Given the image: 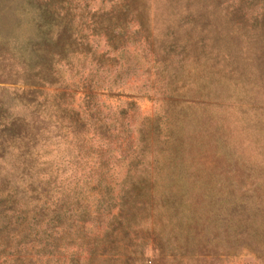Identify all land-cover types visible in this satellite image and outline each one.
<instances>
[{
	"label": "trees",
	"instance_id": "16d2710c",
	"mask_svg": "<svg viewBox=\"0 0 264 264\" xmlns=\"http://www.w3.org/2000/svg\"><path fill=\"white\" fill-rule=\"evenodd\" d=\"M62 1H27L30 34L0 33V264L25 252L68 264H167L241 248L264 258V121L230 101L264 106V0H117L93 11L89 34ZM141 61L165 95L119 156L105 155L115 123L100 109L112 93L101 78L121 83ZM243 143L258 162L237 152ZM59 145L67 158L53 156ZM70 157L80 164L63 175ZM97 215L105 227L88 236ZM150 217L159 227L138 234ZM76 239L91 241L87 256L70 252Z\"/></svg>",
	"mask_w": 264,
	"mask_h": 264
},
{
	"label": "rangeland",
	"instance_id": "374dc122",
	"mask_svg": "<svg viewBox=\"0 0 264 264\" xmlns=\"http://www.w3.org/2000/svg\"><path fill=\"white\" fill-rule=\"evenodd\" d=\"M29 0H0V33L10 34H30L31 32V11L26 3ZM36 2L37 0H33ZM117 0H63L61 14L69 12L74 22L81 28L79 31L81 34H89L90 29L88 23L91 20L93 11H101L108 8L113 2ZM56 7V6H55ZM101 51L107 47L103 45V40H99ZM144 48L147 47L146 43L141 42ZM133 45V44H132ZM136 50L139 55L142 54L141 48L137 49V43L135 44ZM142 46V47H143ZM143 68L136 75H132L126 78L123 82L113 84L110 83L111 74H103L101 78L102 84L111 86L110 95L105 94L101 97L100 109L108 117L109 121L115 123L113 130L114 136L111 140L107 141V145L103 144V147L107 149L105 155L119 156L120 146H124L127 139L136 137V128L143 117L151 116L155 111L159 109V106L164 97L163 81L159 80V77L155 76V68L149 63L141 61ZM66 68V66H64ZM69 69L65 75L69 74ZM73 72L70 71V73ZM51 90V89H50ZM133 102V105L129 108L127 102ZM231 103L237 107L242 106L243 114L245 118L248 116L250 122L262 120L264 121V106L250 102H241L232 98ZM120 108H127L125 116L120 117L118 110ZM236 107L230 106L229 110L232 111ZM234 112V111H233ZM249 123L250 126L252 124ZM65 145H59L53 150V156H59V153L67 158V151ZM237 152L242 153L241 156L246 157V162L255 164L259 161L257 154L252 146H247L243 143L242 147L238 148ZM80 164L79 158L70 157L68 164L65 162V171L63 175L73 171ZM121 163L119 161L114 164V172L110 180L114 187L117 189L115 183L121 178L120 173ZM113 171V170H112ZM80 172V170H78ZM119 172V173H118ZM87 189V187H86ZM88 192V189H87ZM90 193V192H89ZM107 215H97L85 223L84 231L86 235L93 237V234L100 235L105 227ZM155 223V225H154ZM160 221L154 217L144 219L142 224L136 228L138 234H143L146 229H152L154 226L158 228ZM91 248V241L88 245L85 241L76 239L75 244L69 247L70 252L74 253L76 258H82L85 255V251ZM16 258V257H15ZM13 257H9L7 262L3 264H68L67 259L64 258V254H56L54 256H37L31 253L19 254L17 260H12ZM167 264H264V258L256 256L251 250L241 248L237 250L236 254H221L219 257L213 255H207L201 260L195 257H177L169 258Z\"/></svg>",
	"mask_w": 264,
	"mask_h": 264
}]
</instances>
